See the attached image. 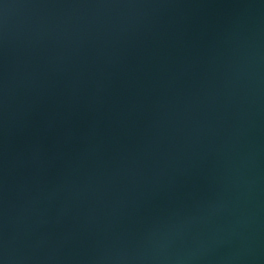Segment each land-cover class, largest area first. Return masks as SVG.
<instances>
[{"label": "water", "instance_id": "95a60500", "mask_svg": "<svg viewBox=\"0 0 264 264\" xmlns=\"http://www.w3.org/2000/svg\"><path fill=\"white\" fill-rule=\"evenodd\" d=\"M0 264H264V0H0Z\"/></svg>", "mask_w": 264, "mask_h": 264}]
</instances>
